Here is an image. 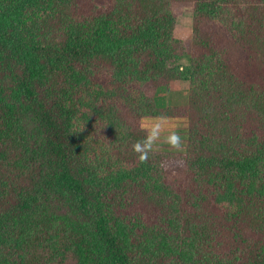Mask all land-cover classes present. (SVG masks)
<instances>
[{"label":"trees","instance_id":"16d2710c","mask_svg":"<svg viewBox=\"0 0 264 264\" xmlns=\"http://www.w3.org/2000/svg\"><path fill=\"white\" fill-rule=\"evenodd\" d=\"M0 264H264V0H0Z\"/></svg>","mask_w":264,"mask_h":264},{"label":"rangeland","instance_id":"374dc122","mask_svg":"<svg viewBox=\"0 0 264 264\" xmlns=\"http://www.w3.org/2000/svg\"><path fill=\"white\" fill-rule=\"evenodd\" d=\"M195 9L185 7L177 19L174 37L188 44L193 36ZM179 65H188V58L178 61ZM188 81H173L160 88L156 93V102L160 107L182 106L188 102ZM142 128L148 131L151 150L164 155L182 154L187 146L188 120L183 117H149L142 120ZM27 131L33 139L38 138L34 126L29 123ZM173 136L177 137L173 141Z\"/></svg>","mask_w":264,"mask_h":264},{"label":"clouds","instance_id":"9594fccd","mask_svg":"<svg viewBox=\"0 0 264 264\" xmlns=\"http://www.w3.org/2000/svg\"><path fill=\"white\" fill-rule=\"evenodd\" d=\"M172 139H173V141H176V140H177V137L173 136ZM137 147H138V146H137Z\"/></svg>","mask_w":264,"mask_h":264}]
</instances>
